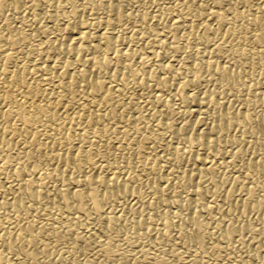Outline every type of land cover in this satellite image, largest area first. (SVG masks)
<instances>
[{"label": "bare ground", "instance_id": "1", "mask_svg": "<svg viewBox=\"0 0 264 264\" xmlns=\"http://www.w3.org/2000/svg\"><path fill=\"white\" fill-rule=\"evenodd\" d=\"M163 1L160 4L157 0L155 9L151 0L150 5L142 0H122L121 4H109L107 9L100 0H71L67 4L65 0H56L55 4L53 0L0 3V49L3 50L0 61L5 62L0 71V76H4L0 80V172L13 166L7 182L0 186V209L10 208L16 213L14 218L0 223V232L4 233L0 248L6 252L0 251V264H48L37 263L38 248L42 247L44 253L47 251L45 243L40 247L37 243L41 239L62 241L66 231L63 235L54 228L60 221L67 230L73 220L90 215L106 229L113 230L118 228L123 213L132 212L133 207H126L119 208L115 214L107 205L115 199L130 198L134 188L129 184L133 177L128 174L118 177L119 167L115 164L111 176L101 175L100 166L96 169L88 158L95 142L107 134L118 132L126 148L132 147L136 153L142 150L144 140L156 144L163 133L170 135L165 146L174 137L191 146L196 141L205 146L207 137V148H210L222 142L231 130L238 129L242 139L231 135L227 144L234 146L246 138L251 147L264 149V110L251 109L248 104L238 109L231 106L248 98L254 107L264 104V0H240L239 3L219 0L208 8V18L195 5L179 11L181 6L175 0ZM129 3L132 5L126 13L124 8ZM169 3L171 7L166 6ZM84 10H88L87 16L82 14ZM51 32L55 33L52 38ZM139 45L146 46V50L139 51ZM198 82H208L220 92L229 91L231 98L225 101L206 91L198 96L191 89ZM66 92L68 103L62 106ZM137 95L141 101L136 99ZM192 114L198 116L196 121L189 118ZM175 118H181L180 123L176 124ZM124 121L134 125L131 129L137 136H131L132 140L126 138L130 131ZM201 121L206 123L195 138H183L184 132ZM259 135L258 141L253 140ZM122 144L118 142L116 150ZM190 149L179 152L174 147L172 159L166 158V164L192 159L197 172L195 188L188 189L183 197L168 195L170 189L174 192L191 185L192 176L170 171L161 177L151 164L142 170L145 177L163 184L160 187L157 184L158 188L151 186L145 202L148 209L155 208L156 203L178 209L172 219L165 220V228L176 226L177 236H188L200 245L204 227L200 217L221 212L218 204L209 205L202 199L218 191L225 178L220 181L214 178L215 165L199 154H191ZM243 150L238 147L230 154L239 156ZM259 156L246 160L245 178L249 179L253 173L264 176V159ZM230 165L227 162L224 167ZM123 166L129 168L132 163L126 161ZM89 168L91 172L87 171ZM202 174H207L212 183ZM202 182L207 186L201 187ZM262 187L263 184L242 188L245 198L238 206L243 214L257 210L255 221L263 224L259 234L264 239V205L260 207L255 194V189ZM86 189H90V195ZM49 204L55 206V212L34 222L33 217L39 211L48 214ZM185 209L188 213L183 212ZM158 213L166 215V211ZM143 220L132 221L129 228L142 226ZM226 223L213 229L231 238L237 229ZM160 226L163 227L162 223ZM244 229V226L238 228ZM165 234L160 238H165ZM83 235L73 236V243H79L81 237L83 243L89 240ZM97 248L101 250L93 256L67 259L71 260L68 264H142L134 255L129 259L121 252L114 253L106 243H98ZM13 252L19 259L13 257ZM53 261L65 263L61 259ZM150 264L169 263L160 257L153 258Z\"/></svg>", "mask_w": 264, "mask_h": 264}, {"label": "rangeland", "instance_id": "2", "mask_svg": "<svg viewBox=\"0 0 264 264\" xmlns=\"http://www.w3.org/2000/svg\"><path fill=\"white\" fill-rule=\"evenodd\" d=\"M158 3L164 4L165 1L161 2V0H158ZM148 4L150 5V2H148ZM131 5H132V3H129L127 5V8L131 7ZM82 14L84 16H87L88 10H84ZM51 33L52 34H50L49 37L52 38V36L53 37L55 36V33L54 32H51ZM138 50L144 52L146 50V46L144 48V46L139 45ZM176 64H177V62L176 63L174 62V65H176ZM187 75L189 76L190 74L187 73ZM196 87L198 90L195 89ZM203 88H204V90H203ZM191 89L198 96L202 95L204 91L212 92L216 96H219V97L221 96V98L224 99L225 101H228L232 95V93L229 91H223V92L221 91L220 92V90L214 89L210 85V83H208V82H206V83L205 82H198L194 87H191ZM207 90H209V91H207ZM197 92H198V94H197ZM145 93H147V91H145ZM163 97H166V94H163ZM245 98H248V97L245 96ZM136 99L140 100L141 98L139 95H137ZM234 104L235 103H233V104L231 103V106L233 109L242 108L248 104V106L251 109L254 108V110H264V104H259V105L254 107V104L251 103V100H249V98L247 100L241 99L240 102H237L235 105ZM189 118L191 120L196 121L198 119V116L195 114H192L189 116ZM180 119L181 118H175V120H174L175 123L176 124H177V122L180 123V121H181ZM201 122L202 123L199 122V124L195 123L191 129H188L186 132H184L185 135H183V138H185V136L187 138L188 137L195 138L199 132V128L204 123H206L203 121H201ZM123 123H125V125H127V127L129 128L128 130L130 131L126 135V138L131 139V136L132 137L137 136L133 132V130L131 129V127L134 126L132 123H129V122L127 123L125 121ZM198 125H199V127H198ZM138 126H140V125H138ZM231 131L226 136V138H225V136L223 137L222 142L219 141L217 144H214L213 145L214 148H213V146L210 148H207V151H205V146L203 143H201V144L200 143L199 144L194 143L191 146L188 143H185V141L183 142L181 140H178L176 137L172 138V140H171L172 143H170L169 146H165L169 142V139H170V135L166 134V133H163L162 135H160L158 137V143H156V144L154 142H152L151 140H144V142L145 143L147 142V143L144 144V142H143V148L141 151L136 152L137 154L132 151V147L126 148L123 141L121 140L122 135L118 134V132L107 134L106 136L102 137L100 140L95 142V144L93 146V150L91 152H89L90 155L88 156V158L91 159V160L89 159L90 162L92 163V161L95 160L96 163L93 166H95L96 169L99 168V166H100V168L98 169V172L101 175H104V176L107 175L106 177L111 176V173H113L112 166L115 164L119 167L116 171V175L118 177H123L125 175V173L123 171V168L120 166L124 165L126 163V161H130L132 163V166L127 168L128 169L127 174L133 177L132 181L133 180L135 181L134 183H132V181H131L129 184L132 188H134L133 194L130 196V198L128 197V200H127V198L123 199V200L115 199V200L111 201V203L109 202L110 204L107 205V209H110V211L112 213L115 212V214H118L119 208L121 209V208H126V207L127 208L133 207L132 212L123 213L121 216V220L118 221L119 223L117 222L118 228L113 229V230L106 229L103 226V224H101L99 222V220L97 218L90 216V215H88L86 217L80 216L76 220H73V222L71 223V226L67 230L65 229L64 225L60 221L59 223L54 225V228L61 233L63 232L62 233L63 235H64L65 231L67 234H65L63 237V240L59 241V242H53L52 239L51 240H49V239L39 240L37 245L42 241L43 243H45L47 245V251L45 253L39 251V255L37 257V259H38L37 263L49 262L48 264H54V261H53L54 259H61V260H63L62 262H65L64 264H68L73 258L81 260L84 257L93 256L94 254H96L98 244L96 245V247H93V244L90 241H99V244L101 242L106 243L110 247V249L111 248L113 249L112 251L114 253H120L121 252L120 254H124L129 259L134 255L133 257L140 260V262L142 264H150V262L153 261V258L156 259V258H160V257L164 258L169 264H264V252L261 251V249H264V246H263L264 245V241H263L264 239H263L262 235L257 233L255 230L257 227L260 228L263 225L262 223L255 221V216H256L257 210H256V212L255 211H253V212L249 211L248 213L246 212L243 214V213H241L240 207L238 206L240 204V202L245 198V194L243 193L244 190H242V188H244V187H255V186H258L260 184H263L262 188L255 189V194H256L257 200H259V202H261L260 207L263 208V205H264L263 204V202H264V176L259 175L257 173H253L252 174L253 176L251 175L249 177V179H247V177L245 178V176H244L243 168H244V164H245L246 160L250 159L252 156L255 157L256 154H260L259 158L264 159V149L259 150L257 148H253V147L249 146V144L247 143V141L249 139L247 140L246 138H243V140L241 142H236L234 144V146L227 144L226 140H228L231 135H233V136H231V138L232 137H235V138L240 137V139H242L241 134L239 133L238 129H234ZM144 133H145V131H144ZM148 133H149V130H146L145 134H148ZM260 137H261L260 135L255 136V139L253 138V140L258 141L260 139ZM173 140H175V141H173ZM118 142L120 144L123 143L122 144L123 147L119 150H116V146H117ZM182 145H184V147H186L187 150H189L191 148L190 149L191 154H199L204 159L206 158L207 161H211V162L214 160L223 161L218 166L215 163H212L215 165L214 166L215 171L212 172V176H214V178L216 177V179L219 178L218 181H220L221 178H225L224 179L225 181H223L222 183L219 184V186L217 188L218 191H216L214 194H211V195L210 194L204 195V197L202 199L203 203H207L209 205H211V203L212 204L213 203L218 204L221 212H220V214H217L215 212H212L208 215L203 214V216L200 217V220L202 221V223H204V227L201 231L202 242L200 243V245H199V243L197 244L196 241L194 242V240L192 238H188V236H185V237L177 236L176 226H173V229H172V226L165 228V226H164L165 220L166 219H172L171 217L173 216V213L178 212V209H176L175 207L174 208L173 207L167 208V206L164 207V205H160V203H156L153 206L155 208L148 209L146 206V202H145L147 200V196L149 199L148 191L150 190V187L151 186L157 187L158 186L157 184H159L158 187H160L163 184V183H161L160 180H159V182H155V181H151L150 179L145 177L146 174L142 170H143V168H148L151 164L155 165V167L157 168V174L161 177L166 176V174L169 173L170 171H173L174 174L185 173V174H189L190 176H192L193 180L191 182V185L189 184L190 186L185 185L181 189L176 190L174 192L172 191V189L167 191V194L171 195V196L174 195V196H172L174 198L176 196L183 197L186 194V192L188 191V189H190L192 187V185L196 182L197 172H196L194 166L192 165V159L185 161V159H187V158H185L183 160V164H181L182 161L177 163V164L170 163L169 164L170 168H169L168 164H166L167 163L166 158L173 155L174 147H177L179 152L184 151L183 148L181 147ZM243 145H244V147H243ZM230 146H231V148H229ZM238 147H241L242 149H244L243 153L239 156H233L232 157L230 152L232 150H234L235 148H238ZM171 148L173 149L172 153H171V151H172ZM229 149H232V150H229ZM159 150L161 153H159ZM255 151L257 153H255ZM251 152H253V154ZM93 153H96V156H94ZM249 153L251 154V156L248 155ZM97 156L99 157V159L96 158ZM225 158H227V159H225ZM229 161L231 162V165L224 167V165ZM237 161H239V162H237ZM189 165H191V166H189ZM12 167L13 166H7L0 172V186H1V184L3 185L7 182L8 172L10 169H12ZM168 168H169V170H168ZM188 168H189V170H187ZM190 168H191V171H190ZM181 170H182V172H181ZM106 173H110V175H108ZM203 176L205 178V174H202V177ZM235 179H237V180H235ZM229 181H231V183ZM245 181H248V182L245 183ZM38 185H39V187H42L41 183ZM168 195H166L167 199H168ZM132 198H137V200H138V198H140L141 202L140 201L137 202L136 199H132ZM114 206L117 208H115ZM161 208H164V209H161ZM174 209H176V210H174ZM47 210H48V212H47L48 214L43 213L41 211H39L37 214H35V217H33L34 222H38V221L40 222L42 220L41 218L49 217L48 215H52V213L55 212V206L54 205L50 206V204H49V205H47ZM107 211H109V210H107ZM154 211H155V213H154ZM162 211H166L165 216L158 213V212H162ZM188 211H189L188 209H185L183 212L188 213ZM227 211H228V213H227ZM223 212H225V213L223 214ZM146 214H147V216H146ZM15 215H16V213L14 212V210H12L10 208L0 209V223L5 221L6 219H10L9 217L14 218ZM169 215H171V216H169ZM123 216H125V218ZM139 218L145 219V220H143V221H145L144 224L138 228L136 227L133 230H131L129 228L130 223L132 221L139 220ZM251 220H252V222H251ZM226 222L230 223L233 227H235L237 229V231L235 232V234L231 238H226L223 233L218 234L217 231H215V230H217V227L222 226V225L225 226V224H227ZM161 223H162L163 227L160 226ZM245 223L247 226L245 225ZM81 224H83L84 227H80L79 225H81ZM87 226L90 228V230L92 229L91 231L94 234L92 236V238H90L88 235H86V232L89 230V228ZM240 226H244L245 229L243 231L238 230V228ZM186 227L188 228V226H186ZM87 228H88V230H87ZM127 228H128V230H127ZM141 228H143V229H141ZM144 228H146V229H144ZM135 229L137 232L135 231ZM73 231L75 232V235H78V236L79 235L84 236L83 234H85L86 236L89 237V240H87L83 244H81V243L74 244L73 243V236H75V235H72ZM121 232H123V233L121 234ZM128 232H129V235H128ZM163 232L166 233L165 235H167V236H165V238L164 237L160 238ZM215 232L217 233V235H215L216 234ZM173 233H175V235ZM249 233H251V235H249ZM122 236L124 237L123 240L121 239ZM173 236L175 237L176 240H174ZM243 236L246 237V239ZM259 238H261V239H259ZM177 239H179V240H177ZM186 239L189 241H186ZM238 240H242V241L238 242ZM258 240H259V242H258ZM49 241H52V243L50 244ZM177 241H180V243H177ZM195 243L197 246H195ZM262 243H263V245H262ZM40 245H41V243L37 247H40ZM198 245L201 246V248ZM38 249L40 250V248H38ZM49 249H51V251ZM165 249H167V251H165ZM182 249H183V251H181ZM91 250H92V252H90ZM140 250H141V252H139ZM62 253H63V255H62ZM46 254H49L48 255L49 257ZM44 256H46V257H44ZM142 256H143V258H142ZM53 257H54V259H53ZM171 257H173V258H171ZM67 259H71V260H67ZM51 260H52V262H51Z\"/></svg>", "mask_w": 264, "mask_h": 264}, {"label": "snow or ice", "instance_id": "3", "mask_svg": "<svg viewBox=\"0 0 264 264\" xmlns=\"http://www.w3.org/2000/svg\"><path fill=\"white\" fill-rule=\"evenodd\" d=\"M56 0H53V3L55 4ZM143 3L147 4L149 2V0H142ZM161 2H163V0H161ZM233 3H239L240 0H232ZM0 3H3V0H0ZM65 3H71V0H65ZM100 3L104 4V7L107 9L108 5L109 4H113V5H117V4H121L122 3V0H100ZM151 3L155 9V5L157 3V0H151ZM175 3L180 5V9H178L179 11H183L184 8H188L190 4L192 5H195L196 6V10L198 11H202L205 15V18H208L207 17V10L209 7H211L213 5V3H219V0H175ZM46 6V4H45ZM166 6L168 7H171L172 5L169 3L167 4ZM124 11L127 13V7L124 8ZM157 12L159 11L158 9L156 10ZM231 14V13H230ZM128 15H131V13H128ZM137 15H140V13L138 12ZM229 17H231V15H229ZM182 26V25H181ZM156 39H160L159 37H157ZM141 42L143 43V40H141ZM171 41H169L170 43ZM41 43H43V40H41ZM128 45H125V47H127ZM0 52H3L2 49H0ZM121 55H123V53H121ZM137 60H139V56L136 57ZM5 63L3 61H0V71H3V68H2V64ZM9 67L11 68V65H9ZM69 74H72V73H69ZM5 75H9V73H5ZM4 79V76H0V80H3ZM77 88H79V82H77V85H76ZM113 90L115 91V86H113ZM101 91H104V89H101ZM55 102V101H54ZM68 103V96H67V92H66V96H65V99L62 101V106L67 104ZM81 103H83V101H81ZM213 139H215V137H213ZM197 144H199V141H196ZM79 146V145H77ZM250 146V145H249ZM183 148V150L186 152L187 151V148L184 147L183 145L181 146ZM229 150H232V149H229ZM205 151H207V137H205ZM73 155H75V153H73ZM94 156H96V153H93ZM249 156L251 155L250 153L248 154ZM97 159H99V157L97 156L96 157ZM170 160L172 159L171 156L168 157ZM0 159H2V157H0ZM227 159V158H225ZM223 161H217V160H214L210 163H215L217 166L222 163ZM230 162V161H229ZM239 162V161H237ZM73 163H75V161H73ZM93 165H95L96 161L93 160L92 161ZM255 163L256 161L253 162L254 166H255ZM181 164H183V161L181 162ZM123 168V171L125 173V175L127 174L128 172V169L127 168H124L123 165L121 166ZM262 167H264V165H262ZM62 171H65V169H63V167L61 168ZM88 172H91L92 169L89 168L87 170ZM213 171H215V169H213ZM84 175H87V173H83ZM108 175H110V173H106ZM205 180L208 182V183H212L210 180H208V175L205 174ZM94 182V181H93ZM135 181L133 180L132 183H134ZM231 183V181H229ZM248 181H245V183H247ZM165 187H167V185H164ZM207 185L204 184L202 182L201 184V187H206ZM193 188H195V185H192ZM86 194L87 195H90V189H86ZM69 195H71V193H69ZM9 199H11V197H9ZM2 202V201H0ZM71 202V201H70ZM89 204L91 203V201L88 202ZM80 227H84L83 224L79 225ZM256 232L259 233L260 231V228L257 227L256 229ZM247 231V230H246ZM175 235V233H173ZM59 235V234H57ZM73 235H75V232L73 231ZM86 235H88L89 237L93 236L94 234L91 232L90 228L89 230L86 232ZM249 235H251V233H249ZM4 236V233L3 232H0V237H3ZM121 239L123 240L124 237H121ZM246 239V237H245ZM92 244H93V247H96V245L99 243V241H90ZM42 243V241L40 242ZM49 243L51 244L52 241H49ZM79 243L83 244V237H81ZM177 243H180V241H177ZM39 246V244L37 245ZM101 249L100 248H97V251H100ZM0 251H4L3 248H0ZM40 251L43 252L44 249L42 247H40ZM165 251H167V249H165ZM183 251V249L181 250ZM262 252H264V249H261ZM6 253V252H5ZM63 255V253H62ZM13 257H15L16 259H19L18 257H16V254L15 252H13Z\"/></svg>", "mask_w": 264, "mask_h": 264}]
</instances>
